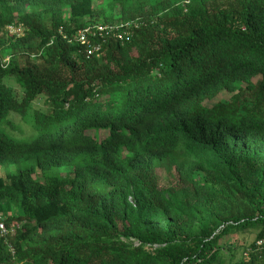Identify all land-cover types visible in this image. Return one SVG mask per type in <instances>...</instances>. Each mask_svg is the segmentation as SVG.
<instances>
[{"label":"trees","instance_id":"1","mask_svg":"<svg viewBox=\"0 0 264 264\" xmlns=\"http://www.w3.org/2000/svg\"><path fill=\"white\" fill-rule=\"evenodd\" d=\"M0 168V264H264V0H0Z\"/></svg>","mask_w":264,"mask_h":264},{"label":"built area","instance_id":"2","mask_svg":"<svg viewBox=\"0 0 264 264\" xmlns=\"http://www.w3.org/2000/svg\"><path fill=\"white\" fill-rule=\"evenodd\" d=\"M134 26L135 25L132 26L131 23L114 25L94 24L77 31L72 40L82 46H85V48H88L86 50L87 55H92L100 51L101 45L96 43L91 46L89 43L90 40L99 39L103 44L105 43V39L111 38L122 41L123 39H128L130 35V28ZM7 31L9 34L17 33V30L14 26L8 27ZM5 62H7V59L2 60V63ZM18 227L19 225L14 223L7 225L5 219L0 216V237H5L9 234H12L13 231Z\"/></svg>","mask_w":264,"mask_h":264},{"label":"rangeland","instance_id":"3","mask_svg":"<svg viewBox=\"0 0 264 264\" xmlns=\"http://www.w3.org/2000/svg\"><path fill=\"white\" fill-rule=\"evenodd\" d=\"M94 5H96V3ZM116 12H117V10L114 11V15L117 14ZM100 20H102V19H100ZM18 33L19 34L22 33L21 29L18 31ZM6 83L8 84V87H12L15 90V92L17 94H19V89H18V87L13 82H6ZM19 97H21V93L19 94ZM225 99H226V97H225ZM44 100H45V97L44 96L39 97L35 102H33L31 104L30 109L28 110L27 113L30 115L33 110H39V111H42V112H46L47 111V106L44 104ZM11 119L14 121V123L18 126V128L21 131H25L28 128V125L30 124V121H29V117L28 116H27V120L28 121H22L19 117H15V116H11ZM7 169L13 170V167L10 166ZM4 170H6V169L5 168H0V177H3ZM65 173H66V171H61V174H65ZM156 175H157V177L159 179V183L161 185L167 186L169 184V177L166 176L163 171L157 170L156 171ZM40 180L42 181V178ZM250 237L252 238V235ZM241 238H242L241 236L238 238L239 241L241 240ZM243 239H246V236ZM237 252L240 253L241 250L240 251H237Z\"/></svg>","mask_w":264,"mask_h":264},{"label":"clouds","instance_id":"4","mask_svg":"<svg viewBox=\"0 0 264 264\" xmlns=\"http://www.w3.org/2000/svg\"><path fill=\"white\" fill-rule=\"evenodd\" d=\"M96 24H97V23H96ZM98 24L102 25V23H99V22H98ZM114 24H123V23H119V22H118V23L105 24V25H114ZM124 24H125V23H124ZM92 25H94V24H92ZM10 26H14V27H15V29L17 30V33H16V34H9V33H8L7 28L10 27ZM20 29H21V31H22L21 34L18 33V31H19ZM5 32H6L7 34H9V35L14 36L15 38H19V37H22V36H23L24 29H23L22 27H20V25H18V26H16V25H9V26H7V27L5 28ZM4 59H7V58H1V61L4 60ZM7 61H8V59H7Z\"/></svg>","mask_w":264,"mask_h":264}]
</instances>
